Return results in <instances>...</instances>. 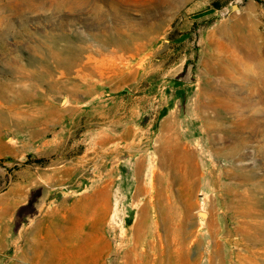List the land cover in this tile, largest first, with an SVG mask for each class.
I'll use <instances>...</instances> for the list:
<instances>
[{
	"label": "rangeland",
	"instance_id": "1",
	"mask_svg": "<svg viewBox=\"0 0 264 264\" xmlns=\"http://www.w3.org/2000/svg\"><path fill=\"white\" fill-rule=\"evenodd\" d=\"M0 264H264V0H0Z\"/></svg>",
	"mask_w": 264,
	"mask_h": 264
},
{
	"label": "bare ground",
	"instance_id": "2",
	"mask_svg": "<svg viewBox=\"0 0 264 264\" xmlns=\"http://www.w3.org/2000/svg\"><path fill=\"white\" fill-rule=\"evenodd\" d=\"M239 37V36H238ZM231 42V41H230ZM230 44V43H229ZM120 58V57H119ZM216 59V58H215ZM214 59V60H215ZM220 59V58H219ZM236 60V59H235ZM112 64V63H111ZM220 69H216V68H214V69H211L210 70V74L211 75H218L219 73H220ZM223 76H225V75H223ZM225 78V77H224ZM218 79H220V78H218ZM216 80V79H215ZM212 82V81H211ZM213 83V82H212ZM221 83V82H220ZM229 83H231V82H229ZM209 85V84H208ZM228 86V85H227ZM227 86H220V88H218L219 89V92H229L231 95H233L232 94V91L231 90H228V88H227ZM215 86L214 85H211V89H208V90H212L211 92L213 93V95H214V93H216V90H215ZM207 93H209V92H206V94ZM201 108H206V109H212V110H215L214 109V103H213V101L212 102H207V103H205L203 106H201ZM215 117L216 118H219V115L218 114H215ZM203 120H204V125H205V128H209V126H210V124H211V120H209V118H202ZM212 134H213V132H212ZM212 134H210L211 135V137H210V139L211 140H214V139H216V135H212ZM225 139H229V137H227V138H225ZM231 139H232V137H231ZM166 150H168V152L169 153H171V152H174V148H169L168 146H166V148H165ZM166 154V153H165ZM170 155V154H169ZM172 156L171 157H173V155L174 154H171ZM226 155H231V156H233L234 155V152L233 151H230V150H227L226 151ZM164 157V156H163ZM179 157V156H178ZM170 158V156H168V159ZM178 159V158H177ZM170 160V159H169ZM178 161H179V159H178ZM183 163V162H182ZM152 183V182H151ZM155 184V183H154ZM153 187H155V186H152V190H153ZM151 201V200H150ZM154 201V200H153ZM232 204H233V206H234V208L235 209H237V210H239L240 208H242V204L241 203H235V202H232ZM153 205V204H152ZM252 206V205H251ZM252 211V210H251ZM241 213H244V212H242L241 211ZM200 214V213H199ZM204 214V213H203ZM245 214V213H244ZM245 217V216H244ZM247 218V217H246ZM252 221V220H251ZM254 221V220H253ZM253 223V222H252ZM251 223V224H252ZM243 225V224H242ZM242 227V226H241ZM248 227V226H247ZM260 227V226H259ZM259 229V228H258ZM241 230V229H240ZM242 230H244V228H242ZM252 230V229H251ZM259 231V230H258ZM241 232V231H240ZM255 232V231H254ZM258 233V232H257ZM262 233V232H261ZM243 234V233H242ZM250 236V232L248 233V232H246V231H244V234H243V238L245 239H248V237ZM260 236V235H259ZM258 236H256V238H257ZM237 238V237H236ZM251 245V244H250ZM247 247V246H246ZM232 255V254H231ZM246 257H244V259H245ZM239 260V259H238ZM150 262V261H149ZM242 262V261H241ZM139 263V262H138Z\"/></svg>",
	"mask_w": 264,
	"mask_h": 264
}]
</instances>
